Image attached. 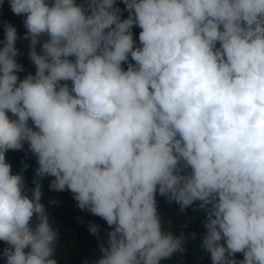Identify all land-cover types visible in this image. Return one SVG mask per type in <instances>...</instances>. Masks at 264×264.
I'll use <instances>...</instances> for the list:
<instances>
[{"label":"clouds","instance_id":"9594fccd","mask_svg":"<svg viewBox=\"0 0 264 264\" xmlns=\"http://www.w3.org/2000/svg\"><path fill=\"white\" fill-rule=\"evenodd\" d=\"M122 2L125 19L116 0H8L25 17L35 74L19 78V37L5 22L0 255L57 264L40 183L54 177L50 190L70 191L111 229L94 264H162L184 251L157 194L206 212L212 264H264V0ZM25 143L38 164L31 197L5 156Z\"/></svg>","mask_w":264,"mask_h":264},{"label":"crops","instance_id":"0c3cea01","mask_svg":"<svg viewBox=\"0 0 264 264\" xmlns=\"http://www.w3.org/2000/svg\"><path fill=\"white\" fill-rule=\"evenodd\" d=\"M76 2L81 3L82 0H76ZM116 6L122 10L121 18H127L128 12L124 10L125 5L122 0H116ZM24 18V16H17L12 13L8 0H0V41L4 40L5 22L11 23L16 27L19 37L16 41V47L19 49L17 61L22 65L24 70L19 72L18 76L24 75L26 71L30 72V74H35V66L28 57L29 40L23 38L26 32L23 24ZM140 31L139 27L133 26V38L137 44L139 43L138 37ZM46 39L47 36L41 37V43L37 45L38 52ZM129 61L134 63V61H131V57H129ZM122 67L126 70L127 63L122 64ZM66 83L71 86L70 81ZM5 156L6 161L10 164L15 158L10 150L6 152ZM11 165L13 166V164ZM31 166L33 175L31 176L30 186L33 189L35 187L33 179L38 167L37 159L33 154ZM21 170L23 171V169ZM17 172H20V170ZM52 179L54 177H43L40 178V183L42 191L41 203L45 206L50 223L58 233L55 252L59 254L58 257L61 264H94L102 255L100 245L102 243L106 245L107 232L111 229L100 217L78 208L77 202L73 199V194L70 191L50 190L49 184ZM157 208L163 229L171 231L176 236L183 234L185 237V243L183 244L184 251L176 252L182 259L173 254L167 259L168 264H212L210 253L202 248V237L206 232L203 226L206 212L198 207V202L181 211L178 204L169 202L166 197L157 194ZM196 212L200 213L201 219L196 220L194 218ZM90 223L100 226L98 235L90 233ZM193 233L195 234L194 236L192 235ZM0 248L2 247L0 246ZM86 248L89 250H86ZM235 258L242 260L243 255L237 253ZM0 264H2L1 261Z\"/></svg>","mask_w":264,"mask_h":264},{"label":"rangeland","instance_id":"374dc122","mask_svg":"<svg viewBox=\"0 0 264 264\" xmlns=\"http://www.w3.org/2000/svg\"><path fill=\"white\" fill-rule=\"evenodd\" d=\"M28 151L29 152L27 153L26 159L24 161H22L21 163H18L15 160V158H14L13 162H11V164H13L14 167L11 165V168H12L13 174L20 173V174L23 175L24 181H25V188H26L27 195L29 197H31V195H32V191L31 190L32 189H31L30 183H31V180H32V177L31 176L33 175L32 171H31V168H32V166H31L32 154H31L30 150H28ZM25 165H27L26 168H25ZM21 169H23V171ZM19 170H20V172H17ZM196 214H200V213H197L196 212ZM195 215H194V218H195ZM0 246L2 247V249H4L5 247H7V245L3 241H0ZM86 250H89V249L86 248ZM58 256H59V254L57 252H54L53 258L56 259L57 264H61L60 258ZM167 262H168V260H167Z\"/></svg>","mask_w":264,"mask_h":264},{"label":"built area","instance_id":"2783aa9c","mask_svg":"<svg viewBox=\"0 0 264 264\" xmlns=\"http://www.w3.org/2000/svg\"><path fill=\"white\" fill-rule=\"evenodd\" d=\"M28 74H30V72L26 71L24 75L19 76V78L22 80L24 79ZM9 115L11 116V114L9 113ZM30 123V122H29ZM28 145L27 143L24 144V148L22 150H10V152L14 155L15 159L19 160L20 162L24 161L27 157V153H28ZM195 219L199 220L201 219V216L199 214L195 215ZM176 256H178L179 258H181L177 253H174ZM182 259V258H181ZM162 264H168L167 259L162 261Z\"/></svg>","mask_w":264,"mask_h":264},{"label":"trees","instance_id":"16d2710c","mask_svg":"<svg viewBox=\"0 0 264 264\" xmlns=\"http://www.w3.org/2000/svg\"><path fill=\"white\" fill-rule=\"evenodd\" d=\"M14 160V159H13ZM18 163H21L19 160H17V159H15ZM15 161V162H16ZM2 252H3V249L2 248H0V254H2ZM0 261L2 262V263H4L5 264V261H4V259L2 258V255H0Z\"/></svg>","mask_w":264,"mask_h":264}]
</instances>
